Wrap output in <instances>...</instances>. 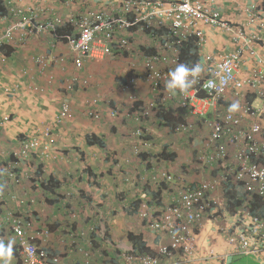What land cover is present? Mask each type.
<instances>
[{
	"label": "built area",
	"instance_id": "obj_1",
	"mask_svg": "<svg viewBox=\"0 0 264 264\" xmlns=\"http://www.w3.org/2000/svg\"><path fill=\"white\" fill-rule=\"evenodd\" d=\"M1 1L8 14L1 17L6 23L0 30V49L13 43L18 33L21 38L46 35L61 23H67L73 29L63 38L77 71H83L86 61H103L112 49L131 59L143 57L140 70L136 63H130L131 73L121 88L127 92L141 76L154 93L160 94L147 108L133 114L136 127L131 136L141 145L134 147V155L154 151V165L158 161L155 153L160 154L164 148L163 137L170 140L168 151H176L174 147L180 139L185 144L188 140L193 149L188 151L192 158L183 161L176 171L165 168L148 171L146 180L137 181L138 195L127 198V209H134L137 203L135 213L139 220L150 232L166 239L151 254L137 252L131 245L112 244L116 260L105 262L104 243L110 240L104 228L98 230L90 219L86 221L87 209L70 215L72 222H90L87 228L78 231L67 223L61 230L52 222V215L47 221L43 213L39 217L33 211L19 210L18 214L15 209L7 217L0 216V239L6 241L9 236L15 241L17 264H169L168 260L175 254L185 262L227 264L231 255L264 257V216L252 213L245 206L231 214L226 209L223 192L224 183L241 184L249 193L248 200L253 195L264 199V55L258 51L264 46V35L260 34L264 33V0L243 5V20L239 23L224 19L213 5L214 0H95L97 4L89 0H56L62 9L53 8L52 0H43L46 6L36 8L26 6L24 0ZM207 28L220 31L232 48L218 54H202L191 61L189 67L199 64L202 68L193 87L186 93H169L165 83L168 73L181 63L183 45L190 43L195 53H202L207 45ZM133 37H145L148 42L144 48L154 50L153 53L144 57L139 51L135 55L130 49ZM6 62V57L0 55V63ZM34 63L45 67L48 62L40 57ZM242 73H245L243 78ZM83 84L88 86L89 79L85 78ZM67 89L71 91L72 86ZM4 92L11 91L5 88ZM235 101H239V109L229 112V105ZM159 107L176 109L178 123L166 127L167 133L161 130L162 125L156 126L153 135L143 125L151 115L149 110L157 111ZM70 112L68 103L64 102L55 121L60 123L70 118ZM97 114L89 109V116L97 119ZM116 115L117 111H113L111 117ZM162 131L165 133L161 134ZM53 137L52 126L44 127L24 139L11 152V159L2 161L0 174L7 180L6 185H20L26 175L21 170L25 160L36 162L37 159L42 164L55 158L51 151ZM176 152L184 160V151ZM7 156L6 152L4 157ZM162 185L168 188L165 200L160 197L154 201L144 190L140 193L142 187L154 190ZM217 189L221 192L219 198L214 195ZM11 199L23 207L21 201ZM0 202H4L2 196ZM60 204L64 206V200L60 199ZM226 217L231 219V227H220L219 233L227 250L221 253L215 245H208L201 255L198 229L206 219L218 226ZM95 232L97 235L92 239ZM53 241L57 251L49 249ZM96 243L100 247H95Z\"/></svg>",
	"mask_w": 264,
	"mask_h": 264
},
{
	"label": "crops",
	"instance_id": "obj_2",
	"mask_svg": "<svg viewBox=\"0 0 264 264\" xmlns=\"http://www.w3.org/2000/svg\"><path fill=\"white\" fill-rule=\"evenodd\" d=\"M103 1L112 2L114 0ZM260 1L214 0L213 5L221 11L224 19L239 23L243 20L242 6L249 3H259ZM24 2L26 6L30 5L34 8L46 6L43 0H24ZM89 2L97 4L95 0H89ZM51 6L62 9L56 0H52ZM62 11L67 13L65 9ZM205 32L207 45L202 53L196 52L198 57L206 53L218 54L232 48L231 43L220 31L207 28ZM260 34L264 35L263 32ZM145 42V37H133L130 42V49L137 55L148 41ZM10 47L13 51L8 53L7 62L5 64L0 63V116L3 114L9 115V122L3 125L0 124V156L5 158L4 154L6 152L17 150L20 143L27 136L36 134V129H42L44 125L51 124L53 117L60 109L61 103L68 100L72 107L71 116L73 118L71 120L68 119L62 125H54L55 138L53 139L51 151H54L55 158L50 165L44 162L45 174H51L54 179L61 181L60 194L65 197V205L69 201L70 209H73L75 214L87 209L85 213H87L88 218L86 220L90 219L98 230L104 228L105 235L110 240L104 243L106 251L105 262L116 260L112 251V244H120L121 247L129 246L130 242L128 244L126 240L128 233L141 237V241H143L145 246L150 251H155L160 243L166 242V239L150 232L145 224L139 220L137 213H135L137 203L134 209H127L125 205L129 203L127 198L138 195L137 181L140 179L146 180L148 178L147 172L151 169L165 168L167 171H176L183 161L192 158V155L188 152L193 151L189 147L192 144H188V140L185 144V140L179 138L180 142L175 145L174 149L176 151H184V160L181 156L179 159L178 155L174 161L169 160L168 162L158 157V161H154V165H152L154 151L141 153V157L135 156L133 153L134 147H141V145L131 136L132 130L136 127L133 113L136 109L140 110V105L145 101L143 100L145 93L149 91L151 95L153 94L152 90H147L149 84H146L144 88L143 86L137 87L138 83L132 90L124 92L119 85H122L127 77L122 79L123 82L117 81L113 74L107 70V74L111 79L97 78L98 88L95 91L87 88L84 90V87L77 85L83 84L82 80H84L85 75H88L91 68L94 70V67L91 65L90 69H88L85 66L83 68L86 72L85 74L75 70L72 65L73 55L67 44L55 41L50 34L35 35L33 37L22 36L21 38L18 33ZM7 48L5 47L4 49ZM258 51L264 55V46L258 48ZM40 55L62 58L63 63L61 65H48L46 69H41L33 63L34 57ZM110 59H114L110 60L114 63L109 64V68L113 69L119 76L129 75L131 62L135 63L136 60H139L137 62L138 70H140L143 63V57L139 56L131 59L126 54L124 58L113 54ZM118 59L124 63L119 62L120 64H117L115 60ZM85 65H87L86 62ZM131 67H135V65L131 64ZM244 76L245 73L240 75L241 78ZM74 77L77 78L76 82L73 80ZM140 77L137 82H143ZM31 85L42 88L44 93L36 94L31 92ZM13 86H20V92L5 96L2 89ZM68 86H76L75 92L67 95L66 89ZM100 91L104 92L103 97L101 96L102 102L97 101L96 103L100 105L98 107L101 110V121H91L85 116V104L88 99L94 102L93 100L98 98ZM95 92H97V97H95ZM115 93L119 98L122 96L124 99H113L115 98ZM129 96L132 99L130 101L126 99ZM113 111H117L115 117H111ZM158 125L159 122L156 118H150L143 127L148 132L156 135L154 130L157 129L156 126ZM161 130L166 131L164 127ZM163 133L165 132L162 131L161 134ZM92 134L104 142V148L91 147L86 144L85 137ZM156 137L159 138L160 135L158 134ZM161 140L164 144V149L161 151H168L170 147H167V145L170 140L167 137H163ZM146 154L149 155L147 158L148 166L145 165L146 157L144 158L145 163H142L141 160L143 159L142 156ZM87 171H90V173L87 174ZM195 173L196 171L193 174ZM194 179L197 180V176ZM6 181L3 176L0 177V191L6 197H9L10 194L16 195L17 191L13 186H11L13 189H6L8 187ZM144 189L143 187L140 188V193ZM29 190L26 182L22 185V191H20L21 194L18 197L29 201L34 196V194L30 195L28 193ZM214 195L219 198L221 195L220 189H217ZM167 196L168 193L164 192L161 195V199L165 200ZM41 199L43 200V197ZM46 199L52 198L46 196ZM12 206L13 201L11 202L10 198V203L4 209ZM37 206L41 210L40 205L38 204ZM92 207L94 210L91 211ZM62 210L67 211L68 209L62 208ZM42 212L47 216L46 208L42 209ZM50 212L52 213V211ZM101 219L103 224H99ZM231 223V219L228 217L222 218L217 223L218 226L214 225L211 219H206L202 223L197 234L198 248L201 255L208 245H215L216 249L221 253L225 249L227 250L226 243L220 236L219 228L229 229ZM87 225H90V222ZM87 225L78 224L76 230H82L85 226L87 228ZM96 235L97 232L91 238L94 239ZM8 239H10L9 236L6 237V241ZM54 243L55 241H53L49 249L57 251L58 247ZM168 263L215 264L214 262L204 261L185 262L178 254L171 257ZM11 264H16L14 257ZM227 264H264V257L231 255L227 259Z\"/></svg>",
	"mask_w": 264,
	"mask_h": 264
},
{
	"label": "trees",
	"instance_id": "obj_3",
	"mask_svg": "<svg viewBox=\"0 0 264 264\" xmlns=\"http://www.w3.org/2000/svg\"><path fill=\"white\" fill-rule=\"evenodd\" d=\"M6 13H7V8L5 7L4 3L0 0V16H4ZM72 29L73 28L70 24L61 23L55 28L54 32H51L50 34L53 36L55 41L62 42L65 44V40L63 36L65 34L70 33ZM142 48L143 49L141 51L143 52L144 57L151 55L154 51L150 49L145 50L144 47ZM12 51L13 49L11 47H8L7 49H4L2 53L4 55L9 56L8 53H12ZM197 58L199 57L194 52L193 47L190 45V43H185L183 45V49H182L181 56H180L181 63L188 65L191 61H196ZM142 104H146V103L142 102ZM174 111H176V109L170 110L168 107L161 108L160 112H158L157 115H155L156 119L159 122L158 126L162 125L166 129V127L172 128L174 125H176L178 123V120H176ZM85 142L88 146H91V147L97 146L99 148H104V142H102V140L99 137H96L93 134L87 135L85 137ZM11 152L13 151L7 152L8 156L6 158H3L0 156V159H1L0 167L3 164L2 161L12 158ZM155 156L159 157L160 159L166 160L167 162L169 160L174 161L175 158L177 157V152L164 150V151H161L160 154H156ZM145 157H146L145 160L148 161L147 159L148 155H147V156H144L143 159H141L142 163H145L144 161ZM24 163H25L23 166L24 169L26 168L30 171V175L32 176L30 177V180L36 185V187L31 188V190H29L28 193L30 195L34 194V197L42 195L45 198L42 202H44L45 205L51 208L53 212L54 211L57 212V213H53L51 216L52 222L57 227L61 228L62 230L63 225L66 223L68 225L69 224L73 225L75 229L78 224L87 225V222L85 220L80 221V222H76L77 220H75L74 222L70 221L71 220L70 215L73 213V209H70L71 206L68 204L69 201L64 206L60 204V199L62 200L65 199V197L60 194V189H61L60 182L61 181L54 179L50 175L46 176L45 173L43 172V166H41L40 164L34 165L32 164L31 161H27V160H25ZM147 164L148 163H145L146 166H148ZM86 173L89 174L90 171H87ZM144 191L150 198H152V200L159 201L161 195L164 192H168V188L167 186L162 185L154 190L145 188ZM223 192H224L226 209L231 214H236L238 210L241 209V207L245 206V208H247L252 213L254 214L256 213L261 216H264V199L257 195H253L248 200L249 193L241 186V184L234 185L229 182L224 183ZM51 195H53L52 199H46V196L50 197ZM20 201L24 202L23 200H20ZM12 208L13 210L16 209L18 214L20 212L19 210H23V207L20 205V202H17L15 205H13ZM62 208H67L68 210L63 211ZM4 210L8 212V208L4 209L3 203L0 202V213H2ZM84 228H86V226ZM126 238H127L126 240L130 242L131 246H133L134 250H136L137 252L151 254V251L145 246L143 241H141V237L134 235L132 233H128ZM95 247H100V245L96 243ZM105 252L106 251H104V253Z\"/></svg>",
	"mask_w": 264,
	"mask_h": 264
},
{
	"label": "clouds",
	"instance_id": "obj_4",
	"mask_svg": "<svg viewBox=\"0 0 264 264\" xmlns=\"http://www.w3.org/2000/svg\"><path fill=\"white\" fill-rule=\"evenodd\" d=\"M5 7H6V5H5ZM7 8V7H6ZM8 14V8H7V13L4 15V16H6ZM1 17H3V16H0V30L3 28V24L4 23H6L4 20H2L1 19ZM51 35V34H50ZM52 36V35H51ZM11 44L12 43H10V44H6L4 47H2L1 49H0V55H3L4 57H6V59H7V55H4L3 53H2V51H4V48L5 47H10L11 46ZM66 44V43H65ZM113 54L115 55V56H117V55H121V54H117V53H115V52H113ZM121 56H123V57H125V54L124 55H121ZM40 57H43V58H45V61L46 62H48L46 65H45V67H41L40 65H37V64H35L34 63V59L35 58H40ZM34 59H33V63L37 66V67H39V68H41V69H46V67L48 66V65H61L62 63H63V61H61L62 60V58H59V57H53V56H47V55H40V56H36V57H34ZM8 60V59H7ZM51 60H57V61H59L57 64L56 63H51ZM1 64H5V63H1ZM84 67H85V64H84ZM202 72V68H201V66L199 65V64H194V65H192L191 67H189L187 64H184V63H179V64H177V66L172 70V71H170L169 73H168V77H169V79L166 81V83H165V88H166V90L169 92V93H172V94H175L177 91H179L180 93H186L189 89H191L192 87H193V84L195 83V81H196V79L199 77V74ZM88 74H90V75H85V78H88L89 79V84H88V86L89 85H91V81H90V79H93V75H91V73L90 72H88ZM130 75V74H129ZM129 75H128V77H127V79L129 78ZM84 78V79H85ZM126 79V80H127ZM125 80V81H126ZM83 81V80H82ZM74 82H76V81H74ZM73 82V83H74ZM121 82H123V80H121ZM77 86H81V87H84V90H86V88L88 89V86H84V84H81V85H77ZM149 88H150V86H148ZM5 88H9L10 89V91L11 92H4V89ZM68 88V87H67ZM75 88H76V86L75 87H72V90L70 91V90H68V89H66V94L67 95H69V94H72L73 92H75ZM133 88H131V90H132ZM150 90H152V88H150ZM30 91L31 92H33V93H36V94H43L44 93V90L42 89V88H40V87H38V86H35V85H31V87H30ZM2 92L4 93V95L5 96H10V95H13V94H18L19 92H20V86H13V87H4L3 89H2ZM159 92H156V93H154L153 92V94L152 95H150V97H148V98H151V100L154 98V97H158L159 96ZM203 96V95H202ZM147 98V99H148ZM147 99H143V100H145V101H143V102H145L146 104H142V105H140V110H143V109H145V108H147L148 107V105H149V100H147ZM64 102H67L68 103V105H69V107H70V113L72 114V107H71V104H70V102L68 101V100H65V101H63L62 103H61V105L64 103ZM102 102V101H101ZM61 105H60V108H61ZM239 101H235V102H233L232 104H230L229 105V108H228V111L229 112H235V111H237L238 109H239ZM162 107H159V109L156 111V109H153V110H149V112H150V117L149 118H147V121L150 119V118H156L155 117V115H157V113L158 112H160V109H161ZM89 109H91L92 111H96L97 113H99V114H97L99 117L96 119V118H93L92 116H89L88 115V112H89ZM60 110V109H59ZM140 110H138V109H136L135 111H134V113H136V112H138V111H140ZM59 112V111H58ZM57 112V113H58ZM57 113H56V115H57ZM133 113V114H134ZM70 114V115H71ZM54 116L53 117V121H52V123L51 124H48V125H44L43 127H42V129L44 128V127H47V126H49V125H51L52 126V132H53V134H54V137H53V139L55 138V132H54V130H53V127H54V125H56V126H58V125H62L64 122H66L68 119H72L73 118V116H71L70 118H68V119H66V120H64L63 122H60V123H57L56 121H55V119H56V117L57 116ZM85 116L87 117V118H89L91 121H96V122H100L101 121V110H100V108L96 105V102H91V99H88V101H87V103L85 104ZM4 117H7L8 118V120L7 121H3V118ZM0 122H1V125H3V124H5V123H8L9 122V115H7V114H3V115H1L0 116ZM42 129H36V134L40 131V130H42ZM36 134H34V135H36ZM30 136H32V135H30ZM28 137V136H27ZM26 137V138H27ZM25 138V139H26ZM54 141V140H53ZM53 144V143H52ZM52 144H51V148L53 147L52 146ZM164 149V148H163ZM162 149V150H163ZM52 156L53 157H55V155H54V151H52ZM144 156H147V154L146 155H143L142 157H144ZM138 157H141V154L138 156ZM157 157V156H156ZM158 158V157H157ZM53 159H51V160H49L48 162L46 161L45 163L46 164H49L50 165V163H51V161H52ZM32 162V164H34V165H39V163H36L35 161H31ZM147 162V161H146ZM0 165H1V162H0ZM41 166H43V172H44V162H42V164H40ZM24 166V165H23ZM22 166V168H21V170H22V172L24 173V174H26L25 175V177H23L22 178V180H21V183H20V186L22 187V185H24L26 182H27V185L29 186V189L31 190V188H34V187H36V185H35V183H33L31 180H30V177H32L31 175H30V171L28 170V169H24V167ZM45 173V172H44ZM46 176L47 175H50V176H52L51 174H45ZM27 176V177H26ZM0 177H2L1 176V174H0ZM58 179V178H57ZM9 185V184H8ZM11 186H13L14 188L15 187H19V186H17V185H9L6 189H8V188H10V189H13ZM0 196H2L3 198H4V202H1V203H3V206L4 207H6L7 206V204L8 203H10V198L11 197H15V199H17V200H23V198L21 199V198H19L18 197V195L16 194H10L9 195V197H6V196H4V194H3V192L2 191H0ZM43 197L42 195H39V196H33V197H31V199L29 200V201H25V200H23L24 202H22L24 205H23V210H24V212H28V213H30L31 211H33L34 212V214L35 215H38L39 217H40V215L43 213L42 212V209H44V208H46V209H48V206L47 205H45L44 204V202H42L45 198L43 197V200L41 199V197ZM13 201V205H15L16 203H17V201H14V200H12L11 199V202ZM40 205V207H41V210L39 209V207L37 206V205ZM8 208V212L7 211H3L2 213H0V216H2V217H7V215H9V214H13V212H14V210H13V208L12 207H7ZM12 208V209H11ZM53 211V210H52ZM74 213V212H73ZM86 221H88V220H86ZM108 238V237H107ZM128 242V241H127ZM14 244H15V241L13 240V239H8L7 241H4V240H2V239H0V264H11V261H12V259H13V257L15 258V254H14ZM128 244H129V242H128ZM130 245V244H129ZM106 255V254H105ZM15 260H16V264H17V259L15 258Z\"/></svg>",
	"mask_w": 264,
	"mask_h": 264
},
{
	"label": "rangeland",
	"instance_id": "obj_5",
	"mask_svg": "<svg viewBox=\"0 0 264 264\" xmlns=\"http://www.w3.org/2000/svg\"><path fill=\"white\" fill-rule=\"evenodd\" d=\"M113 49L112 50H110L109 51V53H108V55L103 59V61H86V63H87V65H85V66H87V68L88 69H90V66L92 65L93 67H94V70L91 68L90 69V73H91V75H93V79H90V81H91V85H89L88 86V90H92V91H95L96 90V88H98V85H97V78H101V79H106V78H108V79H111V77L107 74V70L108 71H110L111 72V74H113V76H114V78L115 79H117V81H120L121 82V80L122 79H124V77L126 78V77H128V75L126 74V75H123V76H119L113 69H110L109 68V64H112V63H114V62H111L110 60H114V59H110V57H111V55H113ZM117 56H120V57H122V58H124L123 56H121V55H117ZM116 61V63L117 64H120L119 62H122V63H124L123 61H120L119 59L118 60H115ZM137 62H139V60H136L135 61V63H136V65H137ZM122 65V64H121ZM115 66V65H114ZM138 66V65H137ZM86 73L84 70L83 71H81V73ZM130 73H131V71H130ZM129 73V74H130ZM88 75H90V74H88ZM81 76V75H80ZM139 83V85L137 86V87H139V86H143L144 88L146 87L145 85L147 84V83H143V82H137V84ZM119 86H121V85H119ZM133 88V87H132ZM147 90H150V88L149 87H147ZM96 93V96L95 97H97V92H95ZM103 91H100L99 92V95H98V98L97 99H94L93 101L94 102H97V101H102L101 100V96L103 97ZM118 94H119V92H118ZM150 92L148 91V93H145L144 95H143V99H147L148 97H150ZM114 97L115 98H113V99H124L122 96H120V98H119V96L118 95H116V93H115V95H114ZM126 99H129V101L130 100H132V99H130V96L129 97H126ZM147 100H149V101H151V98H148ZM96 105L97 106H100L99 104H97L96 103ZM161 133V132H160ZM36 162L38 163L39 162V160H37L36 159ZM53 169H55V168H53ZM16 188V191H17V195H19V194H21V192L20 191H22V187L19 185V187H15ZM46 211L48 212L47 213V217H46V220L47 221H49V219H50V216L53 214V213H57L56 211H52V209L51 208H49L48 207V209H46ZM50 211H52V213L50 212ZM59 213V212H58ZM56 219H57V217H56ZM85 229V228H84Z\"/></svg>",
	"mask_w": 264,
	"mask_h": 264
}]
</instances>
